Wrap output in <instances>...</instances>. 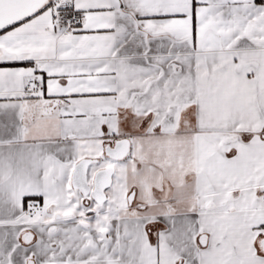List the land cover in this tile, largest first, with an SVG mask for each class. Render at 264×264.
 <instances>
[{
    "label": "snow or ice",
    "instance_id": "obj_1",
    "mask_svg": "<svg viewBox=\"0 0 264 264\" xmlns=\"http://www.w3.org/2000/svg\"><path fill=\"white\" fill-rule=\"evenodd\" d=\"M0 264H264V0H0Z\"/></svg>",
    "mask_w": 264,
    "mask_h": 264
}]
</instances>
